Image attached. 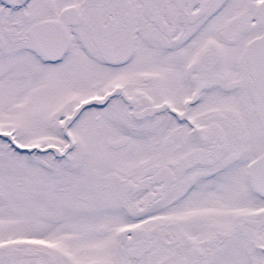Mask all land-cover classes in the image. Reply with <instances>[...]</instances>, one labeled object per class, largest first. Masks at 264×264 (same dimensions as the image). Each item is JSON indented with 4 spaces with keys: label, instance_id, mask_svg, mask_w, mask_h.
<instances>
[{
    "label": "snow or ice",
    "instance_id": "snow-or-ice-1",
    "mask_svg": "<svg viewBox=\"0 0 264 264\" xmlns=\"http://www.w3.org/2000/svg\"><path fill=\"white\" fill-rule=\"evenodd\" d=\"M0 264H264V0H0Z\"/></svg>",
    "mask_w": 264,
    "mask_h": 264
}]
</instances>
